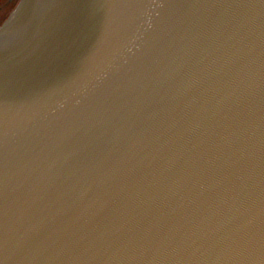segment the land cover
I'll list each match as a JSON object with an SVG mask.
<instances>
[{
  "label": "water",
  "instance_id": "1",
  "mask_svg": "<svg viewBox=\"0 0 264 264\" xmlns=\"http://www.w3.org/2000/svg\"><path fill=\"white\" fill-rule=\"evenodd\" d=\"M0 264H264V0H19Z\"/></svg>",
  "mask_w": 264,
  "mask_h": 264
},
{
  "label": "flooded vegetation",
  "instance_id": "2",
  "mask_svg": "<svg viewBox=\"0 0 264 264\" xmlns=\"http://www.w3.org/2000/svg\"><path fill=\"white\" fill-rule=\"evenodd\" d=\"M19 0H0V25Z\"/></svg>",
  "mask_w": 264,
  "mask_h": 264
}]
</instances>
